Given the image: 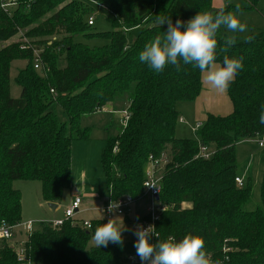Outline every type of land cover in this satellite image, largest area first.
<instances>
[{
	"label": "trees",
	"instance_id": "obj_1",
	"mask_svg": "<svg viewBox=\"0 0 264 264\" xmlns=\"http://www.w3.org/2000/svg\"><path fill=\"white\" fill-rule=\"evenodd\" d=\"M96 3L111 13V30H93L88 24L93 7L85 0H17L8 10L0 2V224L22 221L15 180L39 181L42 199L60 202L72 186V140L89 138L90 128L80 127L81 117L126 102L129 120L105 140L99 156L109 199L141 197L149 156H164L158 239L198 235L214 262L264 264V172L260 204L253 210L243 209L251 178H245L242 187L235 182L236 145L264 135V29L243 39L233 33L237 40L227 52L220 49L232 33L223 27L218 31L217 62L222 64L224 55L243 58L244 67L227 90L232 112L208 114L197 137L178 138L177 103L198 97L201 73L191 65L177 72L170 64L156 74L139 60V53L166 30V24L156 23L158 15L170 16L175 23L222 7H213L211 0ZM26 28L28 37L38 39L25 42L19 31ZM79 36L104 43L90 45L75 39ZM52 37L57 39L48 44ZM31 47L41 50L40 70L33 66ZM61 58L65 65L58 67ZM16 60L27 63L14 77L20 95L12 97L10 70ZM200 144L213 148L208 159L197 156ZM90 222L89 229L77 219L59 226L37 224L24 244L26 259L32 264H123V247L92 244L95 228L107 219ZM0 264H19L16 243H2Z\"/></svg>",
	"mask_w": 264,
	"mask_h": 264
},
{
	"label": "rangeland",
	"instance_id": "obj_2",
	"mask_svg": "<svg viewBox=\"0 0 264 264\" xmlns=\"http://www.w3.org/2000/svg\"><path fill=\"white\" fill-rule=\"evenodd\" d=\"M91 3L93 10H91L90 16L93 18V30L94 31H108L112 29L111 24L107 21L111 17V13L108 9L96 3V0H85ZM219 0H211L214 5L215 2ZM223 5L231 7L228 11H235V6L239 4L241 6L243 15L240 16L242 22L246 23L247 31L244 33H236V35L243 39L248 33L264 29V0H258L255 7L249 8V5L253 0H221ZM214 7V6H213ZM223 7V6H222ZM219 8V7H215ZM29 28L19 31V36L22 35V39L25 42L30 40L38 39V37L30 38L26 35ZM131 35H135V30H132ZM233 35V33H232ZM57 38V37H56ZM59 38V37H58ZM15 39V38H13ZM78 41L88 43L90 45L102 44L103 40L93 39L88 40L82 36L75 38ZM10 41V40H9ZM6 41L4 43H8ZM26 60H16L11 64L10 70V94L12 97H18L20 95V86L14 82V77L16 76L19 69L26 65ZM65 65V60L57 61V66L62 67ZM121 105V106H120ZM111 106V107H110ZM126 102L116 103L113 105H106L100 111L95 113L83 115L80 120V127H89L90 133L87 140H72L71 144V167H72V185L73 191H80L82 194L94 193L95 199L84 198L81 207L85 205L99 204L98 206L104 205L107 202L108 189L106 187L105 178L99 167V156L101 152V146L105 143V140L109 137L117 135L121 129L122 124L120 122L122 117V110L127 108ZM110 107L113 111L110 113L108 110ZM186 134H188L186 136ZM175 136L178 138L182 137H195L196 133L190 129V127L181 125L177 122V127L175 130ZM250 147L249 151H246L243 146L237 147V166L245 167L248 163L251 164L250 172L248 176H251L252 184L250 190V196L246 203L243 205L244 210H253L260 204V183L261 176L256 173V162L257 160L264 164V148H257L254 143L247 144ZM239 164H241L239 166ZM240 167V168H241ZM13 187L18 189L21 194V218L23 221L29 219H52L54 216L63 215V208L67 199H64L60 203V209L57 213L52 212L47 202L42 199L41 196V183L35 180H15L13 182ZM64 195V194H63ZM67 197V194L65 195ZM109 198V197H108ZM148 198H143L137 200L133 207V212H129L127 215H123V223L129 228V231L123 232L124 244L122 248L121 260L123 264H141L138 256H136V249L134 248V241L136 237L133 235L135 227L140 222L144 220L145 206L148 204ZM96 215L102 214L100 210H97ZM95 213H91L95 215ZM141 213V218L136 216ZM118 219V218H117ZM25 234L21 229H17L15 238L12 239V243L19 242V239H24ZM129 256L132 258L129 259Z\"/></svg>",
	"mask_w": 264,
	"mask_h": 264
},
{
	"label": "clouds",
	"instance_id": "obj_3",
	"mask_svg": "<svg viewBox=\"0 0 264 264\" xmlns=\"http://www.w3.org/2000/svg\"><path fill=\"white\" fill-rule=\"evenodd\" d=\"M95 2V0H94ZM230 2V0H229ZM241 6L237 4L235 11H225L220 8L213 12H197L187 21L177 19L173 23L170 16H157L159 26L167 25L162 36H157L147 43L139 53V60L150 70L159 74L168 65L175 66L177 72L182 65L198 68L204 82L213 90L224 93L234 82L235 76L243 69V58L223 56L222 64L217 62V33L223 27L231 33L247 31L246 23L242 22ZM251 41L253 37L246 38ZM235 35L229 36L224 42L221 52L236 43ZM118 218V219H117ZM91 228V224H89ZM129 231L121 217L109 218L106 223L99 224L92 235L94 247H107L109 243L123 247V232ZM133 231L136 237L134 248L141 264H220L209 257L205 241L198 235H185L180 240L169 239L161 241L154 226L137 225ZM156 242H152V237Z\"/></svg>",
	"mask_w": 264,
	"mask_h": 264
},
{
	"label": "built area",
	"instance_id": "obj_4",
	"mask_svg": "<svg viewBox=\"0 0 264 264\" xmlns=\"http://www.w3.org/2000/svg\"><path fill=\"white\" fill-rule=\"evenodd\" d=\"M1 6L8 10L7 7H13L17 4V0H0ZM94 20L90 16L88 18V24H93ZM56 37H52L51 41L48 42V44H51L52 40H56ZM33 51V66L35 69L40 70L42 68V60L40 56V49H36L35 47H31ZM60 49V47H58ZM130 112L128 110V107L122 110V117H121V124L122 126H125L129 120ZM198 126L194 127L193 129H198ZM259 146L264 147V141L261 139L259 140ZM213 153V148L208 147L206 145L200 144L199 151H198V157H201L203 159H208ZM166 159L164 156L156 158L153 156H149L148 163L145 166L144 169V176H143V195L139 198H134L132 196H124L120 197L116 200L108 199V202L103 205L100 210L103 214V218L109 219L113 218L114 215L117 216H123L124 214L127 215L129 212L132 211L133 204L143 198H148V204L145 206V216H147V219H144L143 222H141L140 225L147 227L148 225L154 226L155 230V223L159 218V212L164 209V207L160 206V204L157 202V197L160 193L161 189V178H162V169L163 166L166 163ZM235 182L238 186L242 187L244 185L243 178L236 176ZM81 205V197L75 196L74 199L71 201L70 205L64 210V215L62 218L54 219L51 221H34V220H27V221H21L14 225H10L4 221L0 224V247L2 246V243L4 242H11L13 238H15L17 229H21L25 237L24 239L19 240V242L16 245L17 249V260L19 261V264H32L31 261L26 259V256L24 254V244L26 242L27 237L32 233L34 230V227L37 224L41 223H48L52 226H59L63 223V221L68 219H76L75 215L77 212H79ZM79 223L89 229V224H91L90 220H84L79 221ZM132 258L129 256V259Z\"/></svg>",
	"mask_w": 264,
	"mask_h": 264
},
{
	"label": "crops",
	"instance_id": "obj_5",
	"mask_svg": "<svg viewBox=\"0 0 264 264\" xmlns=\"http://www.w3.org/2000/svg\"><path fill=\"white\" fill-rule=\"evenodd\" d=\"M255 5H256V3L252 4V2H251L250 5H249V8L255 7ZM213 6L220 8V7L224 6V5H223L222 1L219 0L218 2H215ZM232 109H233L232 103L230 101V98L228 96L227 91L224 92V93H221V92L213 90L209 85H207L204 82L203 76L201 74V91H200L198 97L196 99L192 100V101H180V102L177 103V110H178V113H179L178 123L181 124V125L190 127V129L196 133L195 137H197V130L202 126V124L206 120V117H207L208 114L224 116V115H227V114L231 113ZM112 110L113 109L108 107V110H106V111L111 113ZM113 111H118V110H113ZM197 124L200 125V126H198V129L194 130L193 128L196 127ZM176 127H177V125H176ZM187 135L188 134H186V136ZM191 138H193V137H191ZM261 139L264 141V135L262 137H260V138H254V139H248V140L241 141V142H239L236 145V151H237V147H239V146H243L246 151H249L250 147L247 146V144H251V143H254L257 146V148H259V149L260 148H264V147L259 146V140H261ZM102 147L103 146H101L100 149H102ZM236 154H237V152H236ZM251 164L252 163L250 162L247 165H245V167H243V166L241 167L240 166L241 164H239V166L241 168L237 166V168H238V176L243 178V180H245V178H247V177L251 178V176H248V173L250 172L249 169L251 168ZM71 169H72V167H71ZM255 171H256L257 175L259 174L262 177V174L264 172V164H261L257 160V162H256V170ZM66 194H67V197L65 196ZM75 196H80L81 197V205H82V202H83L84 198H91L90 200L96 198L95 197L96 195L93 192L92 193L89 192V193H86L84 195V194H82V192H80L78 190L77 191H73V185H72L69 190H66L64 192V195H63V197L61 199V201L64 200V199H67V201L65 203V206L63 208V213H62L63 215H64V210L70 205L71 201L74 199ZM108 197H107V202H108V199H109ZM61 201L60 202H54V203H56V207L54 209H51V208H49V209L52 212L57 213V211L60 209ZM81 205H80L79 212H77V214L75 215V218L77 220H79V221L90 220L91 221L92 219L103 218L104 217L103 214L96 215V213H95L97 210H100V208L103 205L98 206L99 204L96 205V204H93V203H91L89 205H85L84 207H81ZM133 210H134V208L132 209V212H133ZM142 212H145V208H144V211L142 210ZM91 213H95V215H93ZM63 215L57 216V217L54 216L55 218H52V219H29V220L51 221V220H54V219L62 218ZM140 216H141V213H139L136 216V218L137 217L141 218ZM113 217H122V216L114 215ZM19 240H21V239H19Z\"/></svg>",
	"mask_w": 264,
	"mask_h": 264
},
{
	"label": "water",
	"instance_id": "obj_6",
	"mask_svg": "<svg viewBox=\"0 0 264 264\" xmlns=\"http://www.w3.org/2000/svg\"><path fill=\"white\" fill-rule=\"evenodd\" d=\"M47 205L51 209H54L56 207V203H54V202H48Z\"/></svg>",
	"mask_w": 264,
	"mask_h": 264
}]
</instances>
